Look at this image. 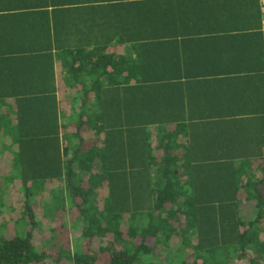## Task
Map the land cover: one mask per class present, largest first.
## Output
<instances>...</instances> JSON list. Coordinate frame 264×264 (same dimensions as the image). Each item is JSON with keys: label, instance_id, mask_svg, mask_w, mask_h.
I'll use <instances>...</instances> for the list:
<instances>
[{"label": "crops", "instance_id": "obj_1", "mask_svg": "<svg viewBox=\"0 0 264 264\" xmlns=\"http://www.w3.org/2000/svg\"><path fill=\"white\" fill-rule=\"evenodd\" d=\"M112 81L124 114L177 133L180 159L249 163L264 194L261 0H0V145L14 143L8 99L54 98L63 136L110 103ZM79 135L81 151L101 146Z\"/></svg>", "mask_w": 264, "mask_h": 264}, {"label": "trees", "instance_id": "obj_2", "mask_svg": "<svg viewBox=\"0 0 264 264\" xmlns=\"http://www.w3.org/2000/svg\"><path fill=\"white\" fill-rule=\"evenodd\" d=\"M110 84V103L100 99L99 111L63 136L54 98L8 99L15 125L4 130L14 143L0 145V157L11 155L4 180L19 182L23 209L0 224V264H43L47 250L54 264H97L99 254L106 264H264V194L243 180L249 163L180 159L168 141L177 133L148 129V113L124 114L127 100ZM83 125L102 136L100 147L81 151ZM3 194L0 213L11 214ZM68 211L80 230L74 239L62 220ZM39 219L44 246L34 235Z\"/></svg>", "mask_w": 264, "mask_h": 264}, {"label": "rangeland", "instance_id": "obj_3", "mask_svg": "<svg viewBox=\"0 0 264 264\" xmlns=\"http://www.w3.org/2000/svg\"><path fill=\"white\" fill-rule=\"evenodd\" d=\"M8 157V154L7 153H3L0 157V188L1 189H4V192H6V194H3L2 196V200H3V203L6 204V206H8L9 210H10V205L13 204V206L15 207L16 211L12 212L11 214L7 213V212H2L0 213V224L3 220H11L12 221L15 219H18L19 218V214L21 213L22 211V201H23V197H22V194L18 191V188H19V182H15L13 183V185L11 186L9 183H7L4 178L5 176H7V174L10 173V164H11V155H9L10 157L7 158V159H3L5 157ZM3 192V191H2ZM41 212V210H39L37 212V214L39 215ZM74 218V214H72L71 212H67L66 215H64L62 217V220L64 221V225L67 229L70 230V237L71 239H74L76 237H78V234H80V230L78 229L79 227H77L76 224H74L71 220ZM40 220V219H39ZM4 222V221H3ZM10 223V222H9ZM40 223H41V229H36L35 232H34V235L36 237V242L39 243V245L41 246H44L45 245V237H47V222L44 221V220H40ZM73 225H76V226H73ZM9 229L8 231V236L9 238L12 237L14 235V228L13 225L10 223L9 225H7V227ZM60 226L58 225L57 226V230H60ZM98 241L95 240L92 242L91 245L89 246H92V248H96L98 245ZM49 251L48 252V255H49V258H47L43 264H54L53 260L56 258L55 254H56V251H53V250H47ZM108 262V258L107 256L105 255H98V258H97V261L96 263L97 264H106ZM57 264H66L64 261H61Z\"/></svg>", "mask_w": 264, "mask_h": 264}, {"label": "built area", "instance_id": "obj_4", "mask_svg": "<svg viewBox=\"0 0 264 264\" xmlns=\"http://www.w3.org/2000/svg\"><path fill=\"white\" fill-rule=\"evenodd\" d=\"M262 1V5H263V8H264V0H261Z\"/></svg>", "mask_w": 264, "mask_h": 264}]
</instances>
